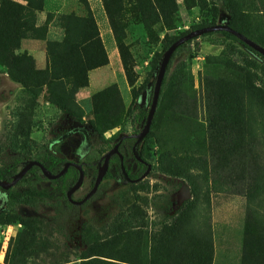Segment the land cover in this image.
Instances as JSON below:
<instances>
[{"label":"rangeland","instance_id":"obj_1","mask_svg":"<svg viewBox=\"0 0 264 264\" xmlns=\"http://www.w3.org/2000/svg\"><path fill=\"white\" fill-rule=\"evenodd\" d=\"M13 1L26 17L21 27L4 6L0 19V170L18 172L23 146L34 156L51 145L67 161L96 164L99 150L140 132L123 124L127 108H149L164 50L192 30L229 24L264 47V0H101L110 32L89 78L79 45L98 27L87 0L28 1L40 11ZM207 40L197 37L168 69L151 129L135 148L151 166L143 184L104 180L79 207L33 177L13 188L46 189L42 199L9 206L0 190V264H264L263 61L236 43L237 55L224 60ZM18 44L15 59L7 50ZM37 46L47 74H33ZM53 65L78 74L49 81ZM188 178L197 199L180 213ZM89 184L84 178L73 199ZM123 216L138 223L122 224Z\"/></svg>","mask_w":264,"mask_h":264},{"label":"trees","instance_id":"obj_2","mask_svg":"<svg viewBox=\"0 0 264 264\" xmlns=\"http://www.w3.org/2000/svg\"><path fill=\"white\" fill-rule=\"evenodd\" d=\"M22 1H25L27 3V8L29 10H37V11L41 10L39 5L35 6L36 7L35 9H30V4L28 2L29 0H22ZM4 6H10V7L14 8L15 11L12 14H10V17L12 19H14L17 22L18 25L23 27V25H24L23 23L25 22L24 18L26 17L23 14L24 13V7H22L21 5L15 3L13 0H0V19L3 16ZM214 25L215 24L209 25V26H214ZM228 26L232 28V26H230L229 24H228ZM204 27H207V26H204ZM200 28H202V27H200ZM232 29H234V28H232ZM67 31L68 30H65L63 39L61 41V43L63 45H65L68 42V33H67ZM97 35H98V31H97V29H95V32L92 35H90L88 37L82 36V37H84L86 39H84L80 43L79 48L83 44H85L88 41H90V40L94 39L95 37H97ZM215 35H219L220 37L212 39L211 37L215 36ZM1 37L2 36L0 34V38ZM201 37H203V38L207 37L209 39V40H207V42L209 44H211V45H214V46H217V47H222V50H221L219 56L222 59H224V60H230L234 55H237L238 51H237L234 43L239 44L242 47H244L245 49H247L248 51H250L251 53H253L254 55L260 57L262 59V61H263V68H264V57H262L261 55H259L256 52L252 51L250 48H248L246 45H244L241 41H239L236 37H234L230 33H227V32H211V33L204 34ZM177 39H175V40H177ZM196 39L197 38L189 40V41L185 42L183 45L179 46L174 51L173 55L171 56L169 64H168V66L166 68V73H165L164 79L162 81V85H161V89H160V93H159V99H158L157 106L159 105V102L161 100V97H162V94H163L164 89L166 87V84L170 81V80H167L166 74L168 72V69H169L171 63H172L173 58L176 56L177 53L182 51L186 46L190 45L192 43V41L196 40ZM173 42H171L167 46V48ZM18 48H19V44L14 49L9 48L7 50V52H10L11 57H14L15 59H18V58H20V56H18V55L15 56V54H14V51L16 49H18ZM166 49L164 50V52L166 51ZM79 53H80V51L78 50V54ZM66 55H67V53L65 52L64 56H66ZM252 65L255 68V64H252ZM180 68L182 69V66ZM46 70H47V68H45L43 70L35 69L33 74H47ZM56 70L57 69H56L55 65H53V67L51 68V71H50L49 81L53 80L55 82H60V81H63L64 79H66V78L68 79V78H71V77H75L78 74V72H75L72 69H70L69 72H65V73L64 72L55 73ZM84 73H85V66H84ZM7 74H8L9 78L12 81H14L16 83H19L23 89L27 87V85L22 80H18L10 72L7 73ZM43 84H44V79L42 80V84L41 85H43ZM263 89H264V87H263ZM151 92H152V90H151ZM135 99H136V96H135V98L132 99L133 102L135 101ZM156 109H157V107H156ZM147 111H148V109L147 110H140L139 112L135 113L134 110H132V106H129L127 108L126 112H125L124 119H123V124L130 122L132 125L140 124L141 126H144V124L146 122ZM155 113H156V110H155ZM153 119H154V117H153ZM152 123H153V120H152ZM152 123H151V126H152ZM151 126H150V129H151ZM132 145H133V140H131V139H123L121 141L120 145H119V152L122 155L123 166H124V168L126 170V173L128 174V177L131 180H136L137 178H139L144 173V171L146 170V166L136 160V158L134 157L133 152H132ZM21 150L23 151V153H24V155L26 157V160H27V161L22 162L23 164H26V162H28L30 160H35V161L40 162L48 171H50L53 174L58 173L62 169L64 163L67 161L65 159V157L63 155H61L59 150L55 146H51V145L49 147H47L43 152H40L38 154H34V156H33V153H32V151H34V150L31 149L30 146H25V147L23 146ZM108 150L109 149H101L99 151H100V154L103 156V154H105ZM137 156H139L142 160H144L142 158L141 154H137ZM129 160H131L134 163V169L130 168L127 165ZM97 162H96V164H85L83 166L84 177L90 183L89 184V189L92 187V185L94 183V180H95V176H96V172H97L96 165H98ZM160 169H162V168H160ZM162 171H163V173H170V172H168L167 170H164V169ZM15 173H16V168L14 170L11 169V168L5 169V170H0V180L10 181L12 176ZM175 175H180V174L176 173ZM40 176H42V175L40 173L39 168L33 166L26 173V175L19 181L18 184L26 182L31 177H33L35 180L46 181V182H48L50 184V186L52 187V189L56 193H59L64 198L67 206H72L70 203H68V201L66 199V196H65V193L67 192V190H69L75 184V182H76V180L78 178V171L75 168H73V167L68 168L67 172L63 176H61L58 179L53 180V181H49V180H47L45 178H40ZM112 178L122 179L125 182H127L129 186H131L134 189L137 188V187H140L143 184V181H139L137 183H133V182L127 181L123 177V174L121 172L120 159L116 155H114V156H112L110 158L109 165H108V170H107V172H106V174H105V176L103 178V181L104 180H108V179H112ZM187 183H188L189 188L192 189L191 190V198L188 199V200H185L181 204L180 213H186L187 211H189L194 206L195 201L197 199L196 188L193 186V183H192V181L189 178L187 180ZM1 191H3V190H1ZM3 192L6 195V198L8 200V205L9 206H13L15 204L28 203L30 200L42 199V198H44L47 195V190L46 189H35L33 187H30V188H27V189H24V190H21V191H17L14 188H11V189H9L7 191H3ZM98 192H99V189L97 190L95 195ZM95 195L91 199H93L95 197ZM122 221H123L122 224L126 223L127 225H131V226H134L135 224L138 223L135 219H133L131 217H125V216H123ZM93 263H94V260H87V261L84 262V264H93Z\"/></svg>","mask_w":264,"mask_h":264},{"label":"water","instance_id":"obj_3","mask_svg":"<svg viewBox=\"0 0 264 264\" xmlns=\"http://www.w3.org/2000/svg\"><path fill=\"white\" fill-rule=\"evenodd\" d=\"M211 32H227V33H230L231 35L236 37L239 41H241L244 45H246L248 48H250L252 51H254V52L258 53L259 55H261L262 57H264V48L262 46L253 42L252 40H250L249 38H247L246 36H244L240 32L232 29L227 24H217L214 26H207V27H202V28L192 30V31L188 32L187 34L181 36L177 40H175L166 49V51L163 53L161 61H160L159 66L157 68L156 75H155V81H154V85H153L152 92H151L150 105H149V108L147 111L146 122H145L143 128L141 129L140 132H138L136 134H125V135L121 136L119 141L116 144H114V146L112 148H110L105 154H103V156L98 160V167H97V172H96L94 183H93L92 187L90 188V190L81 199L74 200L73 194L76 191H78L83 185V181H84L83 165L81 163H77V162H73V161H66L64 163L62 169L58 173L53 174L50 171H48L40 162L35 161V160H30V161L26 162V164H24L18 170V172H16L12 176L10 181L0 180V189L3 191H7V190L13 188L26 175V173L33 166L38 167L42 177L49 180V181H53V180L58 179L59 177L63 176L67 172L68 168L73 167L78 171V178H77L75 184L69 190H67V192L65 193V196H66L68 203H70L73 206L79 207V206L85 204L87 201H89L95 195V193L97 192V190H98L101 182L103 181V178H104V176L108 170L110 158L114 155L119 157L121 172L123 174V177L127 181L137 183V182L145 179L146 176L148 175L149 171L151 170V166L149 163H147L146 161L142 160L139 156H137V154L135 152V148L147 136V134L150 130V126H151V123H152V120H153V117L155 114V110L157 107L158 99H159V93H160L162 81L164 79V76L166 73V68L169 64L170 58L173 55L174 51L179 46L183 45L185 42L192 40L194 38H197L199 36H202L204 34L211 33ZM123 139H133L135 141L133 144V147H132L133 155L138 162H140L146 166V170L144 171V173L139 178H137L136 180H131L128 177V174L126 173V170L123 166L122 155L119 152V145Z\"/></svg>","mask_w":264,"mask_h":264},{"label":"crops","instance_id":"obj_4","mask_svg":"<svg viewBox=\"0 0 264 264\" xmlns=\"http://www.w3.org/2000/svg\"><path fill=\"white\" fill-rule=\"evenodd\" d=\"M91 10L94 12V17L97 22L98 35L91 41L83 44L81 46V52L84 55L85 61V73L90 78V76L98 71L97 63H93V57L97 55L98 48L107 51L105 40L110 32L109 25L107 23V18L105 11L103 9V4L101 0H87ZM32 57L35 60V65L38 70H43L47 66V54L45 49L42 47H35L30 50ZM87 54V55H86ZM82 90L77 93V102L81 103V97H83ZM92 98V97H91Z\"/></svg>","mask_w":264,"mask_h":264},{"label":"flooded vegetation","instance_id":"obj_5","mask_svg":"<svg viewBox=\"0 0 264 264\" xmlns=\"http://www.w3.org/2000/svg\"><path fill=\"white\" fill-rule=\"evenodd\" d=\"M131 140H133V139H131ZM119 141V140H118ZM134 140H133V144H134ZM121 143V142H120ZM132 147H133V145H132ZM83 166L85 165L83 162H80ZM98 163V162H97ZM97 167H98V165H97ZM85 178V177H84ZM90 190V189H89Z\"/></svg>","mask_w":264,"mask_h":264}]
</instances>
